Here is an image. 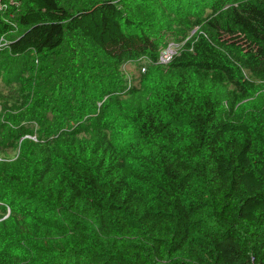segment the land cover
Returning <instances> with one entry per match:
<instances>
[{"label":"trees","instance_id":"trees-1","mask_svg":"<svg viewBox=\"0 0 264 264\" xmlns=\"http://www.w3.org/2000/svg\"><path fill=\"white\" fill-rule=\"evenodd\" d=\"M67 37L122 84L43 128ZM1 38L0 264H264V0H0Z\"/></svg>","mask_w":264,"mask_h":264},{"label":"rangeland","instance_id":"rangeland-1","mask_svg":"<svg viewBox=\"0 0 264 264\" xmlns=\"http://www.w3.org/2000/svg\"><path fill=\"white\" fill-rule=\"evenodd\" d=\"M199 17V15H197ZM181 18L177 17L174 24H180L176 28L171 30V33H167L168 36L165 37L163 35V40L165 41L162 48L169 49L171 52H175L177 49H180L186 41L190 40L191 37L197 32L198 26L189 28L187 22H180ZM170 23H163L159 25V30L162 31L165 28H171ZM163 34V31L161 32ZM161 33H158L159 35ZM166 34V35H167ZM76 40V42L74 41ZM80 40L75 39L74 37H67L65 42L58 49L56 54H52V58L46 63L41 59V63L37 64V60L32 64V76L36 77L38 73L41 71V64H45L47 67H50L53 72H55V64L59 67V81L58 86L59 92L57 94H52L48 98L46 102L40 108H33L30 113L31 117L36 118L37 120L42 121V126L45 127L47 122H44L42 116H44V112L46 109H50L52 114L56 117L54 118V123L58 125L60 128H71L67 127L68 117L71 115V112H79L81 115L86 113L88 107V100L90 96L93 94L96 95L100 104L109 105L110 97L112 96L113 91L115 92L119 85V79H117L118 72H116V67L111 62H103V63H94L90 61L92 64L88 63V60H84L83 54H79L82 62L78 64L77 67L72 65L74 69L68 68L70 66L69 58L72 56V52L78 51L79 47L77 45H73L75 43H79ZM85 55V54H84ZM241 56V54H238ZM87 56V55H85ZM57 62V63H56ZM94 63V64H93ZM128 73L137 80L140 76V66H136L135 64H129L126 67ZM37 71V72H35ZM48 72V71H47ZM89 72V73H87ZM92 73V74H90ZM73 82L76 90H68V83ZM133 82V81H130ZM127 84V83H126ZM112 101V99H111ZM257 101L264 102V93H260L257 97ZM125 103L128 110H130L135 101L130 98L125 99ZM122 105L121 100H118L115 103V106L120 107ZM251 106V105H250ZM249 106V107H250ZM92 113V111H89ZM4 116H0V127L5 121ZM115 121V119H114ZM113 121V122H114ZM16 125L18 121L14 122ZM23 126V125H22ZM1 253V249H0ZM15 254L23 255L22 252H16ZM10 255V253H8ZM6 255L2 254V258ZM5 260V259H4Z\"/></svg>","mask_w":264,"mask_h":264},{"label":"built area","instance_id":"built-area-1","mask_svg":"<svg viewBox=\"0 0 264 264\" xmlns=\"http://www.w3.org/2000/svg\"><path fill=\"white\" fill-rule=\"evenodd\" d=\"M0 42H3L2 38L0 39ZM4 43V42H3ZM177 51V50H176ZM175 51V52H176ZM175 52H171L169 49H164L162 48L160 53H159V56H158V62L159 63H167L170 61L171 59V56L175 53ZM142 71H144V68H142Z\"/></svg>","mask_w":264,"mask_h":264}]
</instances>
